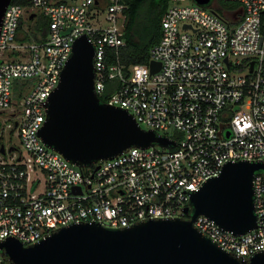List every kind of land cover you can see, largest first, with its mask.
Here are the masks:
<instances>
[{"label": "built area", "instance_id": "built-area-1", "mask_svg": "<svg viewBox=\"0 0 264 264\" xmlns=\"http://www.w3.org/2000/svg\"><path fill=\"white\" fill-rule=\"evenodd\" d=\"M223 1L231 5L168 0L148 60L129 64L127 72L120 62L124 0L9 1L0 22V239L29 244L70 222L121 227L151 217L188 218L191 192L224 162H264V0ZM30 13L47 18L36 38L27 37ZM80 35L93 46L99 100L124 108L141 128L173 144L132 145L79 165L42 141L44 102ZM150 60L159 63L156 70ZM252 190L256 225L248 231L234 234L204 214L193 220L243 258L264 251L262 170L254 171Z\"/></svg>", "mask_w": 264, "mask_h": 264}, {"label": "water", "instance_id": "water-1", "mask_svg": "<svg viewBox=\"0 0 264 264\" xmlns=\"http://www.w3.org/2000/svg\"><path fill=\"white\" fill-rule=\"evenodd\" d=\"M9 1L0 0V22ZM92 59V44L84 35L75 38L59 81L44 102L45 119L38 129L42 141L79 165L114 156L132 145L173 144L152 129L141 128L124 108L99 100L93 91ZM149 65L151 71L159 67L154 60ZM256 170L264 172V162H224L218 174L191 192L188 218L151 217L121 227L70 222L29 244L7 236L0 239L3 264H264L263 250L239 257L193 224L198 214H204L234 234L253 228L252 177ZM183 211L187 213L188 206Z\"/></svg>", "mask_w": 264, "mask_h": 264}, {"label": "trees", "instance_id": "trees-1", "mask_svg": "<svg viewBox=\"0 0 264 264\" xmlns=\"http://www.w3.org/2000/svg\"><path fill=\"white\" fill-rule=\"evenodd\" d=\"M20 4H27L29 0H11ZM126 8L123 37L126 41L125 47L120 51V62L124 65L123 70L127 72V66L132 63H145L148 60L149 48L159 38L160 20L166 9L168 0H124ZM222 5L231 3L219 0ZM30 19L34 22L29 27L27 37L36 38L37 33L42 35L47 30V18L41 13H36ZM110 87L117 84L116 80L107 81ZM108 89V90H109ZM104 100V96H99Z\"/></svg>", "mask_w": 264, "mask_h": 264}, {"label": "rangeland", "instance_id": "rangeland-1", "mask_svg": "<svg viewBox=\"0 0 264 264\" xmlns=\"http://www.w3.org/2000/svg\"><path fill=\"white\" fill-rule=\"evenodd\" d=\"M212 1H213V0H210V4L212 3ZM33 22H34V19H33V20L30 19V20L28 21V23H27V22H26V23L28 24V26H31V25L33 24ZM169 134L175 136V135H177V132L175 131V129L170 128V129H169ZM4 142H5L6 145L9 144V141L7 140V138H5ZM10 142H15V143L18 145V142L16 141V138H15V137H12V138L10 139Z\"/></svg>", "mask_w": 264, "mask_h": 264}]
</instances>
